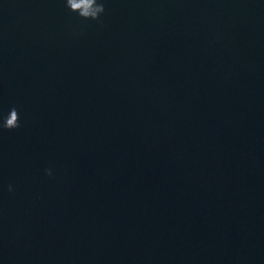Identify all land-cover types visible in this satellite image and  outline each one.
Returning a JSON list of instances; mask_svg holds the SVG:
<instances>
[{
	"label": "water",
	"instance_id": "obj_1",
	"mask_svg": "<svg viewBox=\"0 0 264 264\" xmlns=\"http://www.w3.org/2000/svg\"><path fill=\"white\" fill-rule=\"evenodd\" d=\"M103 2L0 0V264H264V0Z\"/></svg>",
	"mask_w": 264,
	"mask_h": 264
},
{
	"label": "clouds",
	"instance_id": "obj_2",
	"mask_svg": "<svg viewBox=\"0 0 264 264\" xmlns=\"http://www.w3.org/2000/svg\"><path fill=\"white\" fill-rule=\"evenodd\" d=\"M65 6L72 12L78 14L83 20L101 22V16L105 13L103 0H65ZM20 127L18 110L13 107L7 116L0 118V129L13 130ZM46 175L52 176V170L46 169ZM8 191H13V186H8Z\"/></svg>",
	"mask_w": 264,
	"mask_h": 264
}]
</instances>
